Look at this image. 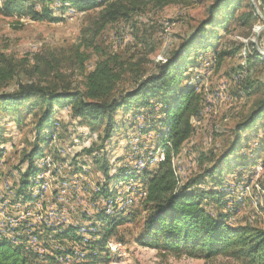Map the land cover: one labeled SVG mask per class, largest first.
Here are the masks:
<instances>
[{
    "label": "rangeland",
    "instance_id": "obj_1",
    "mask_svg": "<svg viewBox=\"0 0 264 264\" xmlns=\"http://www.w3.org/2000/svg\"><path fill=\"white\" fill-rule=\"evenodd\" d=\"M22 1L25 9L36 13L49 10L55 20L37 22L28 16L0 14V55L14 61L29 59L43 48L77 44L87 16L94 12L80 11L75 0ZM92 1L100 4L102 0ZM214 1L176 0L160 9L148 6L107 25L95 43L105 53L125 60L141 56L143 60L135 67H141L143 79L157 73L159 66L188 45L178 56L182 57L178 67L186 69V81L179 87L193 86L200 93L201 106L192 120L191 137L173 160L175 175L184 183L230 156L220 186L209 179L197 186L202 193L222 192L224 208L207 197L203 204L214 216L219 211L229 214V225L264 229V114L253 129L242 132L238 128L264 101V5L245 0L217 32L216 40L206 38L201 43L193 38L207 25ZM249 10L253 21L247 26L235 23L234 17ZM236 48L235 54L217 64L215 53ZM258 55L262 61H257ZM95 60L92 56L87 62L86 72L93 69ZM129 79L127 75L124 90L131 88ZM26 80L19 75L6 90ZM69 81L74 88L81 78L75 76L64 83ZM31 103L9 115L0 114L4 243L31 256L33 264H237L225 256L196 259L136 243L142 233L140 201L146 196L145 181L164 155L161 139L166 128L158 123L163 118L160 101L143 107L138 100L129 113L117 110L116 131L110 140L104 139V122L95 126L73 119L68 107H56L52 122L38 134L39 112L31 109ZM33 149L40 154L24 178ZM45 162L50 168L43 178ZM38 173L43 178L40 181ZM114 217L116 228L101 250L97 244Z\"/></svg>",
    "mask_w": 264,
    "mask_h": 264
},
{
    "label": "trees",
    "instance_id": "obj_2",
    "mask_svg": "<svg viewBox=\"0 0 264 264\" xmlns=\"http://www.w3.org/2000/svg\"><path fill=\"white\" fill-rule=\"evenodd\" d=\"M175 2L176 0H102L97 4L92 0H75L74 5L80 11H94L87 16L77 44L65 48H43L29 59L20 61L0 55V114L9 115L20 110L21 106L33 102L30 106L39 112L36 130L41 134L52 122L54 109L68 107L73 119L87 120L95 126L104 122V139L110 140L116 131L114 113L117 110L124 109L129 113L131 105L138 100L143 107L150 101H160L163 118L158 123L166 128L161 139L164 155L151 175L148 174L146 181L142 177L146 196L140 201L144 216L137 245L159 250L164 254H184L196 259L212 260L217 256H225L237 264H264V229L246 224L229 225L227 219L230 215L223 211L214 216L203 202L207 197L223 207V193H202L197 187L205 179L220 186L222 169L230 156L221 161L218 167H212L201 176L184 183L175 175L173 160L179 156L183 145L191 137L192 120L198 116L201 106L200 93L193 86L179 87L181 82L186 81V69L184 66L178 67L182 58L178 59V56L188 45H183L174 59L159 66L157 73L143 79L141 67H135L143 60L141 56L125 60L105 53L95 43L101 31L118 19H126L148 6L160 9ZM257 2L264 5V0ZM244 3L245 0H215L208 9L207 25H202L193 39L201 43L206 38L216 40L217 32L227 26L235 8ZM0 14L5 17L28 16L37 22L55 20L47 9H43L41 13L25 9L22 0H4ZM253 20L251 10L234 17L235 23L240 26H247ZM237 51L238 48L215 53L217 64ZM92 56L96 57L94 67L86 72V64ZM256 59L263 60L259 55ZM19 75L25 76L26 82L19 81L12 90H6L8 84ZM127 75L130 76L131 88L124 90ZM75 76L81 78V81L74 88L70 81L64 83ZM263 110L264 101L246 122L238 126L240 131L253 129V124L263 116ZM39 152V149H33L28 155L29 163L24 178L29 177L33 161ZM115 218H110L103 238L97 244L101 250L116 228ZM6 240L5 238L0 243V264H33L31 256H25L19 248L10 247L4 243Z\"/></svg>",
    "mask_w": 264,
    "mask_h": 264
},
{
    "label": "bare ground",
    "instance_id": "obj_3",
    "mask_svg": "<svg viewBox=\"0 0 264 264\" xmlns=\"http://www.w3.org/2000/svg\"><path fill=\"white\" fill-rule=\"evenodd\" d=\"M45 161H47L48 163H50L49 162V159L47 158V159H45ZM45 164H46V162H45ZM44 167H45V169H44ZM43 167V173H42V175H43V178L45 177V174H47V172H46V169H49L50 168V166L49 165H45ZM53 171H54V169H53ZM57 171V170H56ZM55 172V171H54ZM58 174H59V172H58ZM39 175V173L37 174V176ZM51 175V174H50ZM36 176V178L38 179V181H40L41 179H43L42 177H41V174L37 177ZM46 181V180H45ZM44 181V182H45ZM33 182V181H32ZM35 182V181H34ZM49 182V181H48ZM46 183V182H45ZM34 184V183H33ZM39 184V183H38ZM38 184H36V185H38ZM41 184H43V182L41 183ZM40 184V185H41ZM50 184V183H49ZM46 185V184H45ZM42 186V185H41ZM49 186V185H48ZM41 188V187H40ZM44 188V187H43ZM11 217V216H10ZM9 219V218H8ZM11 221V220H10ZM15 224V223H14ZM5 226V225H4ZM3 225H0V243L3 241V239H5L6 237H5V231L6 230H4L5 229V227H4ZM7 228V227H6ZM13 228V227H12ZM8 229V228H7ZM10 230V229H9Z\"/></svg>",
    "mask_w": 264,
    "mask_h": 264
}]
</instances>
